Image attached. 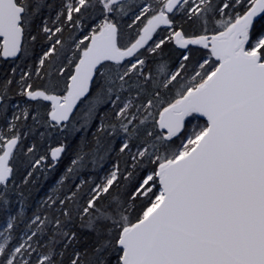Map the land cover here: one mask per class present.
Returning a JSON list of instances; mask_svg holds the SVG:
<instances>
[{"label":"snow or ice","instance_id":"obj_1","mask_svg":"<svg viewBox=\"0 0 264 264\" xmlns=\"http://www.w3.org/2000/svg\"><path fill=\"white\" fill-rule=\"evenodd\" d=\"M0 264H264V0H0Z\"/></svg>","mask_w":264,"mask_h":264}]
</instances>
